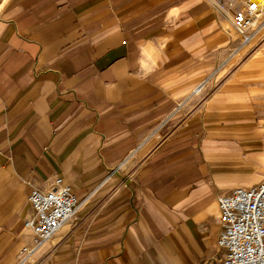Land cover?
<instances>
[{"label": "crops", "instance_id": "0c3cea01", "mask_svg": "<svg viewBox=\"0 0 264 264\" xmlns=\"http://www.w3.org/2000/svg\"><path fill=\"white\" fill-rule=\"evenodd\" d=\"M217 4L0 0V264L55 176L82 206L32 264H217L219 197L264 180L249 104L184 112L234 32Z\"/></svg>", "mask_w": 264, "mask_h": 264}, {"label": "built area", "instance_id": "2783aa9c", "mask_svg": "<svg viewBox=\"0 0 264 264\" xmlns=\"http://www.w3.org/2000/svg\"><path fill=\"white\" fill-rule=\"evenodd\" d=\"M247 12L259 15L258 4L248 0L234 12L231 25L243 36L255 28ZM28 203L34 216L26 221L32 244L23 249L18 264H32L36 253L81 208L82 202L62 178H52L46 189L31 190ZM220 230L216 245L218 264H264V180L255 186L236 187L218 199Z\"/></svg>", "mask_w": 264, "mask_h": 264}, {"label": "rangeland", "instance_id": "374dc122", "mask_svg": "<svg viewBox=\"0 0 264 264\" xmlns=\"http://www.w3.org/2000/svg\"><path fill=\"white\" fill-rule=\"evenodd\" d=\"M217 1L222 2V4H217L222 20L225 21L228 18L230 21L234 12L238 9L241 10L248 0H233L231 3L228 2L229 0ZM251 1L258 4L262 11L261 14L264 13V0ZM225 4H228V6H225ZM220 5L225 8L222 9ZM261 14L250 13V20L255 15L260 16V18L252 21L255 28L248 31L250 33L248 43L243 41L242 35L233 27L234 32L226 33V41L224 45L220 46L222 49L219 53V61L215 68L197 86L198 88L206 81L204 87L189 98L184 112L188 116L194 113L199 116L202 113L198 118L203 119L204 117L201 116H203L207 107L202 105L210 98L214 101L226 99L225 101L249 104L250 110L247 111L249 119L251 124H255V127L258 126L262 130L263 135L260 140L264 145V14ZM247 112L244 113L247 114ZM233 113L241 115L243 112ZM153 135L155 140L159 142L163 140L159 128L155 130ZM258 153L250 156L249 164L251 171L260 170L259 172H262L258 178L262 180L264 178V146L260 148ZM129 167L130 163H127L119 169H121V173H125ZM220 257L221 253L218 251L215 258L217 264Z\"/></svg>", "mask_w": 264, "mask_h": 264}, {"label": "bare ground", "instance_id": "6f19581e", "mask_svg": "<svg viewBox=\"0 0 264 264\" xmlns=\"http://www.w3.org/2000/svg\"><path fill=\"white\" fill-rule=\"evenodd\" d=\"M260 14V13H259ZM245 16H247L248 18L249 17H251V15H250V13L248 12V14L247 15H245ZM260 18V16H255V17H253L251 20L253 21V20H255V19H259ZM255 24V23H254ZM254 26V25H253ZM243 37V36H242ZM247 39H248V41H247ZM250 41V39H249V37L248 38H246L245 39V43L247 42H249ZM202 88H199L198 90L196 89V91H195V94H197L198 92H199V90H201ZM194 92V91H193Z\"/></svg>", "mask_w": 264, "mask_h": 264}]
</instances>
